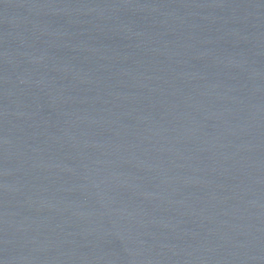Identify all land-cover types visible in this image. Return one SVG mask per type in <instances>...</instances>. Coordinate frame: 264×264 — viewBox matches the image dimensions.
I'll return each instance as SVG.
<instances>
[{"label": "water", "instance_id": "1", "mask_svg": "<svg viewBox=\"0 0 264 264\" xmlns=\"http://www.w3.org/2000/svg\"><path fill=\"white\" fill-rule=\"evenodd\" d=\"M0 264H264V0H0Z\"/></svg>", "mask_w": 264, "mask_h": 264}]
</instances>
